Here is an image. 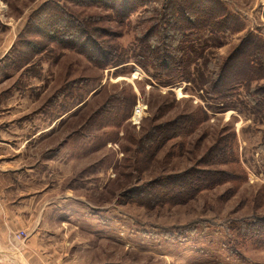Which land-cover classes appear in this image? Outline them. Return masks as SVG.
<instances>
[{"label": "rangeland", "instance_id": "rangeland-1", "mask_svg": "<svg viewBox=\"0 0 264 264\" xmlns=\"http://www.w3.org/2000/svg\"><path fill=\"white\" fill-rule=\"evenodd\" d=\"M46 1L0 0V55L6 41H15L10 62L0 67V108L37 124L58 118L57 127L32 140L13 164L34 170L35 179L8 187L19 203L35 190L39 205L50 206L33 216L46 215L45 230L54 236L45 264H264V246L236 232L247 219H264V118L238 103L217 111L218 103L190 82L160 85L133 60L125 67L94 65L40 27L41 16L30 23ZM61 1L83 26L107 30H98L102 40L129 54L137 24L152 13L141 9L121 22L99 4ZM221 1L246 25L215 51L219 64L234 55L248 30L264 37V0ZM151 6L161 10L163 4ZM198 107L209 117L198 113L192 132L157 148L146 141L155 124ZM16 108L25 113L15 115ZM213 146L227 149L218 163L207 157ZM11 162L2 166L13 168ZM199 165L229 170L231 179L185 202L137 201L160 178ZM7 236L15 244L26 241L28 231Z\"/></svg>", "mask_w": 264, "mask_h": 264}, {"label": "trees", "instance_id": "trees-1", "mask_svg": "<svg viewBox=\"0 0 264 264\" xmlns=\"http://www.w3.org/2000/svg\"><path fill=\"white\" fill-rule=\"evenodd\" d=\"M68 1L82 5L99 4L121 22L128 21L132 14L141 9H145V13H152L141 17L136 26L139 34L130 47L132 54L126 52L125 47L110 46L106 40H102L98 31L101 29L91 30L83 26L61 0H47L33 12L30 23L37 15L41 16L45 21L39 24L40 27L49 30L52 37L60 42L73 44L75 50L98 67H125L133 60L160 85L190 82L194 88L203 90L218 103L215 106L217 111L237 109L238 103L243 106L242 109L264 118V82L259 84L264 80V37L248 30L240 39L234 55L226 57L219 64V60L213 58L215 51L226 43L229 36L244 31L246 25L243 18L230 11L221 0ZM154 3H162V9L152 8ZM242 89L245 91L244 99ZM197 110L196 113L181 114L171 121L155 124L148 132L146 141L157 148L176 136L192 132L200 122L198 113H202L204 119L209 117L201 107ZM221 143L218 144L224 146ZM215 146L207 155L211 161L227 156V149ZM230 179L229 170L207 169L199 165L184 173L160 178L150 190L138 193L140 198L137 201L150 204L168 200L185 202L200 191ZM237 230L238 235L264 246L263 218L247 219L243 226L236 227Z\"/></svg>", "mask_w": 264, "mask_h": 264}, {"label": "crops", "instance_id": "crops-1", "mask_svg": "<svg viewBox=\"0 0 264 264\" xmlns=\"http://www.w3.org/2000/svg\"><path fill=\"white\" fill-rule=\"evenodd\" d=\"M24 31L21 30L20 34ZM14 43L15 41H6V49L0 55V67L8 65L10 62L7 59L10 57L8 53L14 47ZM3 107L5 106L0 108V264H45V261H50V253L55 249L52 244L54 236L45 230L46 215L42 214L39 219H34L33 216L36 215V211L50 209V206H47L49 204L39 205L40 195L35 190L28 193L27 197L19 203L17 198L11 197L8 187L13 185L9 182L17 183L19 179L20 183L24 185L22 178L34 177L35 179L34 170L18 169L13 167V164L17 157L21 160V156H26L24 152L32 140H36L43 134V131H50L57 127L58 118L48 124H44V122L37 124L30 120L27 121L25 117L15 119L9 114L10 110L4 111ZM22 111V109L16 108L13 113L15 115L17 112L18 114L25 113ZM7 161L14 162L10 163L13 168L2 166ZM5 179H8V183H1ZM34 182L35 180H32L30 184H35ZM19 230L28 231L27 240L11 244L7 236L8 232Z\"/></svg>", "mask_w": 264, "mask_h": 264}, {"label": "built area", "instance_id": "built-area-1", "mask_svg": "<svg viewBox=\"0 0 264 264\" xmlns=\"http://www.w3.org/2000/svg\"><path fill=\"white\" fill-rule=\"evenodd\" d=\"M18 236H20V234H18Z\"/></svg>", "mask_w": 264, "mask_h": 264}]
</instances>
